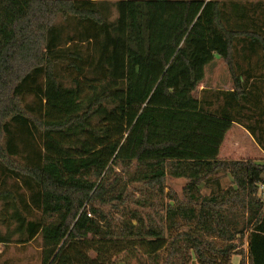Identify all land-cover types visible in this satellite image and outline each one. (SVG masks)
I'll use <instances>...</instances> for the list:
<instances>
[{"label": "trees", "instance_id": "trees-1", "mask_svg": "<svg viewBox=\"0 0 264 264\" xmlns=\"http://www.w3.org/2000/svg\"><path fill=\"white\" fill-rule=\"evenodd\" d=\"M177 57L194 132L144 129L130 156V92L161 79L167 97ZM217 57L233 87L200 90ZM211 119L264 151V0H0V243L42 235V264H264V162L194 155L223 136Z\"/></svg>", "mask_w": 264, "mask_h": 264}, {"label": "rangeland", "instance_id": "rangeland-1", "mask_svg": "<svg viewBox=\"0 0 264 264\" xmlns=\"http://www.w3.org/2000/svg\"><path fill=\"white\" fill-rule=\"evenodd\" d=\"M178 60L179 57L175 59L172 71L176 70L175 72L176 74H179L180 78H171L173 83L169 82V97H165L166 92L162 88L161 79H157L155 81L149 80V82H146V85L144 83H140L135 90L130 92V116L128 122V132L126 135L128 153L130 156L134 154L136 146L140 140V136H143L144 129L148 130L149 139L151 141H162L170 136H173L172 138L176 137V134L172 133V130L174 129L172 128V122L175 124V128H177L175 130L181 132L180 134L182 135L194 132L192 128L187 131L183 125H176L178 123V113H180V108L175 106L179 104V106H182L183 109L192 110L193 103L197 100L196 96L200 94L199 92H194L190 81L184 80L186 78L185 76L187 71L185 72V70L182 69ZM209 66L210 71L207 73L208 78L205 80V83L210 81L211 87L225 90L228 89L227 84L232 81V76L225 61L223 59L216 60ZM176 85L178 86V89L176 88ZM202 88L204 87L201 85L200 90ZM181 119L187 120L184 117H181ZM211 120L212 122L210 120H203V123H205L208 127H213L221 133L223 132V136L221 137L219 133L214 131L209 132L211 135V147L210 152L207 153L198 152L200 145L197 138H195L194 155L206 154L209 157L218 156L221 158L235 159L254 158L264 162V152L261 151V148H257V144L255 145V143L249 139L248 134L245 130H243V128L239 127L237 124L231 123L223 126L215 123V120ZM193 128L196 127L194 126ZM3 179L4 178L2 177L1 180ZM8 181L7 186L12 187V185H19V182L15 178H9ZM231 181V176H226L223 178L222 183L224 186H228ZM168 182L174 189L181 193L186 180L182 178L169 177ZM25 191L26 189L23 190V192ZM204 192L208 193L210 190L204 187ZM3 207L4 202L0 201V211L3 210ZM0 230L3 234H6L9 230L7 224L2 223L0 225ZM17 237L18 235L13 237L14 241L10 243L9 248L7 249L5 248V245L0 243V252L3 253V260H10L15 264H42V235H39L36 240L25 246L16 242ZM121 256H123V254H121ZM233 257V264H237L239 260L238 255L236 254ZM189 264L199 263L191 260Z\"/></svg>", "mask_w": 264, "mask_h": 264}, {"label": "crops", "instance_id": "crops-1", "mask_svg": "<svg viewBox=\"0 0 264 264\" xmlns=\"http://www.w3.org/2000/svg\"><path fill=\"white\" fill-rule=\"evenodd\" d=\"M222 58L221 57H217L214 61H216V60H221ZM213 61V62H214ZM212 62V63H213ZM210 65V64H209ZM209 65H203L202 67H201V69H202V74H203V76H201L200 77V87H201V85L203 86V87H211L210 85H211V83H210V81L208 82L207 81V83H205V80L208 78L207 77V73H208V71H210V69H209ZM225 69H226V66H225ZM204 83V84H203ZM225 86H226V83H225ZM227 87H228V89H231L232 87H233V81H230V82H228V84H227ZM233 124H237V123H233ZM239 127H241V128H243V130H245V132L248 134V137H249V139H251V141L253 142V143H255V145L257 146V148L259 147V148H261L259 145H258V143L254 140V138L252 137V135L250 134V132L244 127V126H242V125H240V124H237ZM255 141V142H254ZM261 151L262 152H264L262 149H261ZM238 257H239V260H238V263L237 264H239V262H240V259H241V256L240 255H238ZM234 258V257H233Z\"/></svg>", "mask_w": 264, "mask_h": 264}, {"label": "built area", "instance_id": "built-area-1", "mask_svg": "<svg viewBox=\"0 0 264 264\" xmlns=\"http://www.w3.org/2000/svg\"><path fill=\"white\" fill-rule=\"evenodd\" d=\"M260 193H261L262 197L264 198V183L261 184V186H260Z\"/></svg>", "mask_w": 264, "mask_h": 264}]
</instances>
